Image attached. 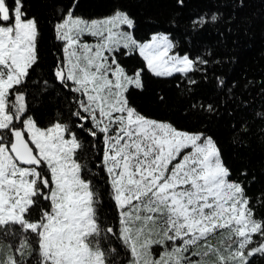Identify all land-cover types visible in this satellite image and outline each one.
Segmentation results:
<instances>
[{
	"label": "snow or ice",
	"instance_id": "obj_1",
	"mask_svg": "<svg viewBox=\"0 0 264 264\" xmlns=\"http://www.w3.org/2000/svg\"><path fill=\"white\" fill-rule=\"evenodd\" d=\"M77 6H61L52 26L61 54L34 77L39 23L26 0H0V264L264 259V218L213 137L153 118L132 99L145 71L195 85L208 60L177 54L166 34L138 39L119 8L86 18ZM121 56L143 65L129 73ZM47 98L65 107L42 123L34 107Z\"/></svg>",
	"mask_w": 264,
	"mask_h": 264
},
{
	"label": "trees",
	"instance_id": "obj_2",
	"mask_svg": "<svg viewBox=\"0 0 264 264\" xmlns=\"http://www.w3.org/2000/svg\"><path fill=\"white\" fill-rule=\"evenodd\" d=\"M70 2L26 0L41 33L34 77L46 76L61 54L52 26L61 6ZM117 8L135 21L138 39L164 33L177 54L208 60L201 66L205 71L193 74L195 85L179 76L157 78L145 71L144 90L133 93V102L153 118L213 137L233 177L245 183L257 217L264 218V0H183V4L179 0H78L76 13L101 18ZM213 13L218 15L215 23L193 26L194 19ZM120 60L129 73L143 65L138 56ZM201 104L212 105L213 111L200 108ZM64 107L55 98H47L34 107V114L43 123ZM242 172L247 176H241ZM255 264H264V259L256 258Z\"/></svg>",
	"mask_w": 264,
	"mask_h": 264
},
{
	"label": "rangeland",
	"instance_id": "obj_3",
	"mask_svg": "<svg viewBox=\"0 0 264 264\" xmlns=\"http://www.w3.org/2000/svg\"><path fill=\"white\" fill-rule=\"evenodd\" d=\"M157 34H164V33H157Z\"/></svg>",
	"mask_w": 264,
	"mask_h": 264
}]
</instances>
